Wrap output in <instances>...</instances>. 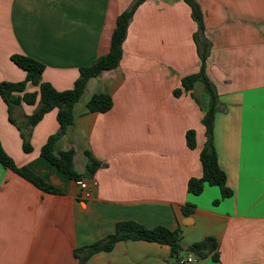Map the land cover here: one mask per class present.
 <instances>
[{
	"label": "crops",
	"instance_id": "0c3cea01",
	"mask_svg": "<svg viewBox=\"0 0 264 264\" xmlns=\"http://www.w3.org/2000/svg\"><path fill=\"white\" fill-rule=\"evenodd\" d=\"M133 1L0 0V82L25 79L10 60L24 55L44 64L42 81L60 92L71 89L79 69L109 51L116 18ZM194 1L211 42L206 75L218 93L214 146L232 197L222 200L212 186L198 196L187 192L188 180L202 175L201 120L209 96L201 82L180 97L173 91L199 71L196 24L183 0H146L128 26L119 67L88 82L73 124L56 144L57 151L74 150L78 174L85 171L86 152L102 164L92 180L83 179L89 198L40 156L58 131L56 110L34 127L32 152L24 153L0 98L3 150L17 167L61 191L43 192L0 165V264H76L74 249L112 234L122 221L180 229V256L193 243L215 238L218 259L209 255L192 264H264V0ZM96 93L111 95L108 112L86 111ZM35 108L16 107L13 118L22 124ZM188 130L195 131L194 149L186 145ZM188 204L194 212L184 216ZM174 262L168 246L125 241L86 264Z\"/></svg>",
	"mask_w": 264,
	"mask_h": 264
},
{
	"label": "trees",
	"instance_id": "16d2710c",
	"mask_svg": "<svg viewBox=\"0 0 264 264\" xmlns=\"http://www.w3.org/2000/svg\"><path fill=\"white\" fill-rule=\"evenodd\" d=\"M146 0H134L132 4L122 12L115 22V28L111 34L109 51L95 59L90 65L79 69L78 78L73 87L66 91H57L52 85L42 81L44 64L24 55H12L10 60L25 72V79L20 82H0V98L7 107V118L19 132L22 141L21 147L24 153L32 152L30 139L34 127L43 117L56 110L58 131L48 137L46 143L40 149V156L61 174L70 180L81 179L92 180L95 172L102 164L86 152L87 164L82 174L76 173L73 167L74 150H56L57 142L64 136L66 129L73 124L74 107L80 102L86 93L88 82L100 77L103 73L116 70L122 59V46L126 39L128 26L140 5ZM191 10V18L196 24V32L193 39L196 52L200 60L199 71L195 74L184 77L181 80V87L173 91L174 97H180L183 92L190 93L196 82L203 84L204 91L209 96V105L205 111L201 123L205 128V142L199 154L202 166V175L199 178H190L187 182V192L191 195H200L205 186L218 187L220 198L232 197L233 192L226 185V174L218 164V157L214 146V120L218 112V93L214 84L206 75V61L210 54L211 42L205 36L203 15L200 6L194 0H183ZM28 85L37 88V91L28 92ZM198 103L197 98L191 94ZM23 104L36 105L34 112L26 116L25 122L19 124L13 118V110ZM113 102L110 94L96 93L91 95L86 103L88 113H106L112 108ZM186 145L189 149L195 148V131L188 130L185 134ZM0 165L11 170L18 176L24 178L43 192L60 194L61 191L46 182L43 178L33 173L28 167H17L0 144ZM220 200L213 202L218 205ZM194 212L193 205L182 207V214L190 216ZM125 241H144L168 246L170 256L176 261L181 257L182 235L181 230H169L165 227L146 228L133 221H122L115 225L114 232L105 238L90 245L76 248L73 255L76 264H86L89 259L97 253L111 252L115 245ZM187 255L192 254L198 260L211 255L213 260L218 259V242L213 237H206L199 242L193 243L187 249Z\"/></svg>",
	"mask_w": 264,
	"mask_h": 264
},
{
	"label": "built area",
	"instance_id": "2783aa9c",
	"mask_svg": "<svg viewBox=\"0 0 264 264\" xmlns=\"http://www.w3.org/2000/svg\"><path fill=\"white\" fill-rule=\"evenodd\" d=\"M76 184L83 192L82 194L83 198H89L90 197L89 183L81 179V180L76 181ZM91 185L94 186V184H91ZM197 260L198 259L194 255L188 254L186 256H181L177 258L174 263L175 264H192V263H195Z\"/></svg>",
	"mask_w": 264,
	"mask_h": 264
},
{
	"label": "rangeland",
	"instance_id": "374dc122",
	"mask_svg": "<svg viewBox=\"0 0 264 264\" xmlns=\"http://www.w3.org/2000/svg\"><path fill=\"white\" fill-rule=\"evenodd\" d=\"M23 81V80H22ZM28 88H34L33 86L31 85H28ZM15 120L19 123V119H18V116H15ZM9 123V122H8Z\"/></svg>",
	"mask_w": 264,
	"mask_h": 264
}]
</instances>
